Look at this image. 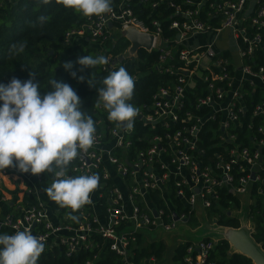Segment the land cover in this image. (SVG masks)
Here are the masks:
<instances>
[{"label":"built area","instance_id":"1","mask_svg":"<svg viewBox=\"0 0 264 264\" xmlns=\"http://www.w3.org/2000/svg\"><path fill=\"white\" fill-rule=\"evenodd\" d=\"M245 1L111 0V12L83 16L79 28L66 32L64 42L85 38L109 59L103 70L114 59L104 47L108 36H122L128 29L146 34L151 41L142 50L155 52L153 69L171 78L142 105L133 130L117 128L106 110V118L95 122L93 146L67 171L72 177H100L88 207L72 213L52 201L46 193L55 179L51 172L0 170V234L30 229L44 238V250L55 258L97 248L111 251L118 264H137L136 233L152 228L171 231L177 222H187L195 208L204 210L217 203L222 190L236 198L249 194L251 200L253 193L261 200L264 219V71L242 59L264 42V3L244 13ZM133 8L148 11L146 20L138 18ZM153 13L162 21L152 18ZM222 30H229L236 42L237 64L214 53L207 42H191L199 34L216 36ZM128 47L129 43L121 55L134 57L137 51L129 54ZM198 84H203V93L190 99L188 94ZM137 132L144 146L130 154ZM149 189L158 190L165 209L150 203ZM215 242L211 238L190 242L184 264H214L206 255ZM98 256L94 252L80 263L94 264ZM138 263L156 264V260L153 255L142 256Z\"/></svg>","mask_w":264,"mask_h":264},{"label":"trees","instance_id":"2","mask_svg":"<svg viewBox=\"0 0 264 264\" xmlns=\"http://www.w3.org/2000/svg\"><path fill=\"white\" fill-rule=\"evenodd\" d=\"M133 11L138 18L146 20L145 14L148 11H138L135 8H133ZM40 16H46L47 20L44 23L38 22V17ZM151 17L162 21L155 13ZM84 20L85 18L81 13H77L70 8L66 9L64 6L56 4L55 0H52L47 5L43 4L41 0H14L0 4V84L7 85L12 77L21 81L33 78L34 82L39 81L41 94L43 95L44 92L53 90L49 83L52 79L67 83L81 98L82 111L91 116L96 122L98 119L104 120L107 116L106 111L102 107H96L98 99L96 89L104 86L102 81L111 71L124 67L132 77L134 76L135 82L134 94L129 102L138 108L140 112H143L142 105L148 104L151 95L164 86L171 78L167 74L158 73L153 69L152 65L156 53L139 49L134 57L123 55L121 62L115 63L104 70L101 65L92 69L84 67L77 63L79 58L85 55L96 57L102 55V53L98 52L96 46H92L85 38H79L75 41L71 39L70 42H64L65 33L79 28L84 23ZM164 24L162 22L161 27ZM248 30L252 31L250 28ZM108 37L109 39L104 42V47L108 48L111 56L116 58L127 47L128 41L118 34H112ZM21 44L24 45L22 52L15 50L10 52L12 45H16L18 48ZM242 59L243 62L253 68L262 67L264 71V42L259 47H255L251 55L244 56ZM68 62H71V67L66 69L63 65ZM72 72L76 73V77L83 76L84 80H78L73 77L71 75ZM30 73L32 77H30ZM87 80L94 87H90ZM203 91V84H198L192 88L188 96L193 99L197 94L201 95ZM249 92L250 90L248 89L246 96H248ZM257 94L258 90L252 93L253 99L256 98ZM2 104L3 101H0V106ZM246 104L250 107L249 101ZM138 135L139 133L137 132L132 139L130 154L135 149L144 146L143 142L137 140ZM42 181L43 183L46 182L45 174H43ZM146 197L153 205L164 208L157 189H149ZM260 203L261 200L256 198L254 203L248 204L246 216L252 222L251 235L253 239L264 250V219L260 214ZM238 206V198L228 191L222 190V192H219L217 203L211 204L205 211L208 217L214 216L216 218L217 224L237 227L239 225L238 216L229 212ZM84 207H88V205L86 204ZM192 213L193 211L189 213L187 221L192 222L195 220ZM143 240L142 234L136 233V247L133 248L135 252L133 259L137 264H141L138 262L142 256L153 255L155 260H160L164 251L162 241L152 239L144 243L145 241L143 242ZM189 243L190 240H186L173 246L167 264H184L183 257L186 255V247ZM94 252L99 254L94 260V264H118L116 256L111 251L107 249L100 251L97 248L79 252L72 257L58 254L56 258L44 250L37 263L81 264L80 262L83 261L84 257H90ZM206 258L214 264H253L247 256L229 250L228 241L224 237L217 238L214 246L207 251Z\"/></svg>","mask_w":264,"mask_h":264},{"label":"clouds","instance_id":"3","mask_svg":"<svg viewBox=\"0 0 264 264\" xmlns=\"http://www.w3.org/2000/svg\"><path fill=\"white\" fill-rule=\"evenodd\" d=\"M45 5L52 0H41ZM58 5L72 9L85 17L112 11L111 0H55ZM46 16L38 17L44 23ZM22 52L12 45L10 52ZM78 64L94 68L107 65L106 56L85 55ZM66 69L71 62L63 65ZM32 77V74H29ZM71 75L76 77V73ZM84 80L83 76L76 77ZM51 91L41 94L39 81L33 78L21 81L12 77L7 85L0 84V170L15 167L22 173L51 172L54 181L46 189L49 198L61 208L75 213L90 204V194L100 182L97 174L72 177L67 175L70 163L81 153H88L95 142L96 126L93 118L82 111L81 98L67 83L52 79ZM87 83L94 87L89 80ZM96 89V107H103L108 120L117 128L134 129V119L139 109L131 101L135 82L124 67L111 71ZM77 220L75 215L69 216ZM43 237L34 236L30 229L17 230L14 234H0V264H37L44 252Z\"/></svg>","mask_w":264,"mask_h":264},{"label":"rangeland","instance_id":"4","mask_svg":"<svg viewBox=\"0 0 264 264\" xmlns=\"http://www.w3.org/2000/svg\"><path fill=\"white\" fill-rule=\"evenodd\" d=\"M208 38H203V35L199 34L192 38L191 42L198 40L199 43L207 42ZM205 62V61H203ZM235 209V207H234ZM194 221H187L184 223H176L175 227L172 228L171 231H162L161 229L152 228L149 230V234L145 235L143 238V242L146 243L148 240L154 239L155 241L161 240L164 244V251L160 257L159 264H165L170 259V253L173 246L176 245L177 242L183 240L195 241L199 238L201 239L203 236H208L211 239H216L221 236H226L229 231V226H223L216 223V218L214 216L208 217L206 215V211L195 208ZM245 209L242 207L238 210H232L230 214L237 215L240 217V221H242V217L244 216ZM245 219V218H244ZM229 250H233L231 245L229 244Z\"/></svg>","mask_w":264,"mask_h":264},{"label":"water","instance_id":"5","mask_svg":"<svg viewBox=\"0 0 264 264\" xmlns=\"http://www.w3.org/2000/svg\"><path fill=\"white\" fill-rule=\"evenodd\" d=\"M129 43L128 53L133 54L139 49L148 48L151 37L138 33L133 29H128L122 35ZM123 59L122 55L117 56L111 60L108 68L115 63L121 62ZM175 217V216H174ZM229 231L226 236H221L227 239L228 243L233 248V251L239 252L247 256L253 264H264V250L261 245L257 243L252 235V228L247 226L244 221L238 227H229Z\"/></svg>","mask_w":264,"mask_h":264},{"label":"crops","instance_id":"6","mask_svg":"<svg viewBox=\"0 0 264 264\" xmlns=\"http://www.w3.org/2000/svg\"><path fill=\"white\" fill-rule=\"evenodd\" d=\"M258 2L264 3V0H246L244 13H249V12L253 11V9L255 8V6ZM203 38H208V39H206V41L209 40V41H207V43H209L210 49L214 53H220L221 52L224 56L230 57L231 59H233L235 61V64H237L236 61L238 59V53H237L238 48H237L236 42L233 39L231 32L229 30H222L221 32H218L216 34V36H213V34H211V35H207L206 37L203 36ZM250 194H252V196L254 197L252 200L249 198V194L243 195V196L238 198L239 206L235 209H232V210H238V209H241L242 207H244V209H245L244 213L245 214H244V216H241L243 218L242 221H248L249 225H247V226H250L252 228V222L246 216V207L248 204L254 203V201H256V198H255L253 193H250ZM238 219H239V225H240L241 224L240 217H238ZM186 223L187 222H185L184 224H186ZM147 234H149V231L142 233V236L144 237ZM203 237L210 238L208 236H203ZM207 238H205V239H207ZM183 241H186V240H183ZM183 241H180V242H183ZM190 242H194V241H190ZM177 243H179V242H177ZM158 262H159V260H156V264H159ZM165 264H167V263H165Z\"/></svg>","mask_w":264,"mask_h":264}]
</instances>
